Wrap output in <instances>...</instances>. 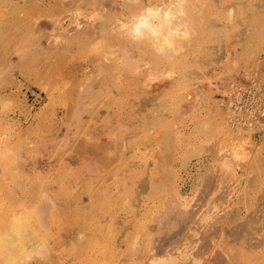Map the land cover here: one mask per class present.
<instances>
[{
  "label": "rangeland",
  "instance_id": "1",
  "mask_svg": "<svg viewBox=\"0 0 264 264\" xmlns=\"http://www.w3.org/2000/svg\"><path fill=\"white\" fill-rule=\"evenodd\" d=\"M51 1L48 50L12 43L8 86L20 88L0 91V264H264V132L231 127L222 100L230 83L264 82V0H185L189 32L163 57L116 26L121 11L135 12L123 0ZM63 3L80 6L83 25L106 21V33L66 39L76 27L65 20L56 42L46 13ZM232 142L243 151L228 177L217 155ZM223 218L212 250L200 235L184 240Z\"/></svg>",
  "mask_w": 264,
  "mask_h": 264
},
{
  "label": "bare ground",
  "instance_id": "2",
  "mask_svg": "<svg viewBox=\"0 0 264 264\" xmlns=\"http://www.w3.org/2000/svg\"><path fill=\"white\" fill-rule=\"evenodd\" d=\"M87 1L88 0H86L85 2H87ZM123 1H122L124 3L123 7L126 8L127 11H130L131 9H133L136 12V13L134 12L132 14L126 15V13L124 11H121L122 17L117 20L116 26H118L122 29L121 33L128 39V41L129 40L132 41L136 46L144 45V47H148L147 49L152 50V52L153 51L156 52V53L153 52V54H157V55L160 54L159 56L162 55V57L167 55L165 53H167L168 49H169V51H173L176 54L180 52V49L182 50V46H181L182 44H181L180 39H181V37L184 38V35L187 33V31H188L187 29L189 27V25L187 26V24H186L187 21L185 19V17H186L185 11H184V5H186V4H184L185 0H177V2L180 4L177 3V6L176 7L174 6L173 8H169V7L166 8V5H167L166 2H164L163 4H160V3L154 4V2L153 3H147L144 0H123ZM45 2H46V4H45ZM53 2L54 1H51L48 4L47 0H0V4H1V7H0V14H1V16H0V91L1 92L5 91V90L11 91L14 88L19 90V88H20L19 84H16V83H14L15 86H11V87L8 86L9 82L12 81V78H13L12 73H13L14 68H15L14 65L12 66V64L9 63V61L11 59V54L9 53V48L12 45V43H16L19 46H24V47L29 45V44H34V47H35L34 52H35V54H38V55L41 52L38 53L36 51H42L43 49H44V51H45V49L48 50V47L44 48L43 44H41L42 39L45 37L44 31H43V28L41 25V21L43 18H45L44 17V15H45L44 14V12H45L44 7H46L47 9H53L55 6L53 4ZM94 3H95V1H94ZM108 4H109V2H108ZM62 5L63 6H61V10H63V11L61 14L55 13L54 11H50V13L49 12L46 13V20L49 21V23H51V25L53 27V33H54L53 37H54V40L56 42L59 41V39H60V37L56 35V32L58 31V29L60 27L63 26L65 20L70 21V24L71 25L74 24V27H76L75 31L72 34H71V32L70 33L68 32L71 35L67 34V37H65L66 39L68 37L73 38V37H78V36L93 39L94 37L98 38L102 34L106 33L107 27L109 26L108 25L106 27V21H101L103 23L98 24V25L94 24V22L92 24L91 23L92 21L88 22V25L87 24L83 25L82 24L83 22L81 23L79 21V19L81 18V15H82V14H80L81 12L78 11L80 6L78 7L77 10H75L72 6V3H69V4L63 3ZM169 5H170V3H169ZM103 6L105 7V5H103ZM107 7H109V6H107ZM126 9H123V10L126 11ZM108 10L110 11V8ZM112 10H114V9H112ZM116 12H119V10H117ZM63 13L67 14L65 17H63L64 19L61 18ZM82 17H84V16H82ZM93 17L94 16L88 17V19H91ZM42 24H43V22H42ZM67 26H69V25H67ZM111 29H113V28H111ZM64 32L66 33L65 29H64ZM65 38L63 35V39H65ZM93 40H90V41H93ZM184 40L182 41V43L184 42ZM179 41H180V43H179ZM51 47H52V45H51ZM183 47H184V43H183ZM132 49H134V47ZM118 50H120V49H118ZM145 50H144V52H145ZM186 50H187V47H186ZM16 53H18V52H16ZM123 54H125V52ZM143 54H141V55H143ZM157 55L156 56L154 55V56L157 58ZM168 56H169V53H168ZM176 57H178V55H176ZM166 59H165V61H166ZM21 61H22V59H21ZM85 71L86 70L84 69L83 70L84 75H85V73L87 74V72H85ZM147 81H149V80H147ZM230 84H229V86H230ZM231 92H232V89L228 88L226 95H229V93L231 94ZM2 94L3 93H0V104L2 105L1 106L2 110L0 111V114L6 109V106H7V102H6L7 101V95L5 96ZM231 118H232V115H231V112L229 111V115H228L229 125L231 127H233L234 129L237 128V129L241 130L242 132L247 131V130H243V128H241V127H236V125H233ZM229 148H226V151L224 149H221L220 153H218V155H217L220 157L219 163L221 164L220 165L221 168L220 167L219 168L221 170H223V174L228 176V177L234 176L237 173V169L239 168L238 162L240 161L239 159L242 157L241 152L243 151V145H241V144L239 145L238 143L232 142V147H231L232 152H230L231 150ZM227 149L230 150L229 151L230 153L227 152L228 151ZM218 152H219V150H218ZM177 199H178V197H177ZM178 200H180V198ZM178 200H176V201H178ZM174 201H172V202L174 203ZM176 204H178V202ZM169 209H170V206H169ZM174 209L177 210V208H174ZM177 211L178 212H176V214H178L180 216L179 218H181V216H182L183 219H185V222H189L191 224L193 223L194 225H196L199 222L207 221V218H206L207 215L206 214L205 215L201 214L199 216V218L197 219L196 218L197 215H195V214L194 215L190 214L188 212H185L182 209H180V211L178 209ZM173 215H174V213H173ZM178 215H176V217H178ZM165 217H167V216H165ZM171 217H173V216H171ZM171 217L170 218L168 217V218L171 219ZM168 218H167V220H168ZM227 219L223 218L221 220H215V221L213 220L214 222L212 221L211 222L212 224L209 227H208V224H210V222L206 224L205 229L204 230L202 229L203 231H201L200 228H198V227L195 228V226H193L191 229H189L190 231H192V233L190 235L188 234L189 230H187L185 227V230H187L186 231L187 235L184 234V236H185V237L183 236L184 240L186 242L188 240H191V241H189L190 243H187V244H193L194 243V237H197L198 235H200V238H198V239H201V241H203L201 243H203L202 248H203L204 252L210 251V250H212V248L217 246L218 241H219L218 237L220 236L219 234L222 235L223 232L226 231L224 229V226L231 221L228 219L229 222H226ZM162 220H164V219H162ZM15 226L17 228V231H19L21 224L16 223ZM199 226H200V224H199ZM14 227H13V229H14ZM226 233H225V235H226ZM211 234H213V235H211ZM178 235H180V234H178ZM222 236H224V235H222ZM192 238H193V240H192ZM181 239H183V238H181ZM31 240H36V239H30L27 242H29ZM171 240H170V242H171ZM178 242H179V240H178ZM178 242H176V243H178ZM215 243H216V245L214 246L213 244H215ZM27 244L28 243H25V244L21 243L20 251H22L23 249H26V252L24 251L23 253H29V252L35 251L36 250V244H38V241L34 242L35 246H32L33 243L31 245H29V244L27 245ZM170 246H171V244H170ZM172 246H173V244H172ZM16 247H17V245H16ZM162 247H164V246H162ZM164 248H166V247H164ZM171 248H173V247H171ZM37 249H38V245H37ZM151 249H152V247H151ZM153 250H155V249H153ZM203 250H201L200 253H203ZM188 251H186V253ZM173 252H174V250H173ZM200 253H198V256H200L199 255ZM188 255H190V254H188ZM195 256H197V254ZM181 257H183V256H181ZM193 258H195V257H193ZM171 259H173V258H170L167 260V261H169L168 264L173 263L174 259L173 260H171ZM204 259H205V257H204ZM195 260H197V259L195 258ZM161 262H163V260L161 258L160 259L158 258V259H154L152 264H160ZM173 264H175V263H173ZM179 264H185V262L183 261V262H180Z\"/></svg>",
  "mask_w": 264,
  "mask_h": 264
},
{
  "label": "built area",
  "instance_id": "3",
  "mask_svg": "<svg viewBox=\"0 0 264 264\" xmlns=\"http://www.w3.org/2000/svg\"><path fill=\"white\" fill-rule=\"evenodd\" d=\"M231 94L222 95L224 107L231 112L236 127L252 131V137L264 132V82L251 80L249 85L231 83ZM235 127V128H236ZM237 129V128H236Z\"/></svg>",
  "mask_w": 264,
  "mask_h": 264
}]
</instances>
